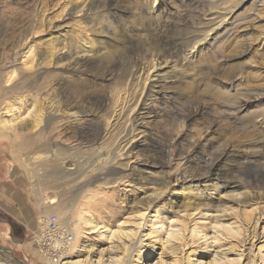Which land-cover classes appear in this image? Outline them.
<instances>
[{
  "label": "rangeland",
  "instance_id": "obj_1",
  "mask_svg": "<svg viewBox=\"0 0 264 264\" xmlns=\"http://www.w3.org/2000/svg\"><path fill=\"white\" fill-rule=\"evenodd\" d=\"M263 94L264 0H0V165L63 261L122 264L145 211L139 264H264ZM33 232L0 215V262L53 264Z\"/></svg>",
  "mask_w": 264,
  "mask_h": 264
},
{
  "label": "bare ground",
  "instance_id": "obj_2",
  "mask_svg": "<svg viewBox=\"0 0 264 264\" xmlns=\"http://www.w3.org/2000/svg\"><path fill=\"white\" fill-rule=\"evenodd\" d=\"M223 22V18H220V19H217L216 21L213 22V24L215 25V27L217 28L218 26L221 25V23ZM165 41V40H164ZM195 47V46H194ZM163 49L168 52L169 54H172L175 52L174 50V47L172 46L171 42L167 41L166 43L163 44ZM177 49V48H176ZM160 63L155 65V72H157L155 75H152V79L155 78V76L157 77H160L162 75V68L163 67H160ZM153 68V67H152ZM159 68V69H158ZM261 97H264V94L263 96ZM255 98V97H254ZM191 113V112H190ZM188 119L192 118V115L191 114H187L186 116ZM138 143L141 141L139 140V138L137 137V139H133L131 140L129 143V148L133 147L135 145V143ZM143 164V163H142ZM216 165V160H214L213 162H211L208 166L204 167L205 169V172L207 173H210V171H212V169H214ZM131 168V167H130ZM239 173L242 174V175H247V174H251V173H258L260 175V177H263L264 178V155L262 156V158L260 160H257V161H246V162H241V164L239 165ZM233 182V181H232ZM237 184V183H236ZM231 186V185H230ZM140 201V200H139ZM143 203V202H142ZM141 207V206H140ZM143 209V208H141ZM145 209V208H144ZM147 209V207H146ZM150 209V208H149ZM149 212L145 213V211H140L137 213V219L133 220L132 223L134 225V231L132 232H127L125 231L124 234L125 236H129L130 239H132L130 243H128L125 246L122 247L123 250H125L127 253H128V258H126L125 260H123L122 258V264H133L134 262L135 263H138L139 264V259L142 257V255L140 254H137V252H135L136 250V247L138 245V248H140L142 246L143 248V242H144V238L146 237L145 234L143 233V230L145 228H147L148 226H151L152 225L154 226L153 227V232H155L157 234L160 233V230L158 229V227L160 228V226H157V222H160L157 220V215L154 214V215H149L148 214ZM152 214V213H151ZM42 220V217L40 218V222ZM91 223V226H92V230L94 231H99L101 233H103L104 237L106 236L107 239H112L116 234L117 231L121 232V227L125 224L126 225V222L124 221H118L116 223V226L115 228H110V227H107L105 225H102V224H99V223H96V222H90ZM130 223V224H132ZM148 223L150 225H148ZM132 225V226H133ZM129 226V225H128ZM65 228V227H64ZM133 228V227H132ZM66 229V228H65ZM132 230V229H131ZM123 231V230H122ZM137 234L136 238H135V235ZM152 234V233H151ZM122 235V234H121ZM124 236V237H125ZM145 236V237H144ZM157 236V235H156ZM161 236V235H160ZM182 236V235H181ZM183 238V237H182ZM135 239V240H134ZM161 240V239H160ZM181 240V238H180ZM147 244V243H146ZM125 245V244H124ZM150 249H144L143 253L146 255V256H149L151 254L152 251H149ZM173 251V250H172ZM130 252V253H129ZM134 253V254H133ZM131 255H134L137 257V259H131ZM126 256V255H125ZM123 257V256H122ZM150 257V256H149ZM118 259V258H117ZM65 261L61 260L64 263H69V264H100L102 262V258L100 256H96L95 258H91L90 256H84V257H76V258H65L64 259ZM178 261V260H177ZM61 262V263H62ZM116 261V259L114 260H110V264H114ZM211 262V261H210ZM210 262H208L207 264H209ZM134 263V264H135ZM141 263V262H140ZM216 264H219L217 262H215ZM0 264H4V263H1ZM102 264V263H101ZM159 264V263H158ZM160 264H162V262H160Z\"/></svg>",
  "mask_w": 264,
  "mask_h": 264
},
{
  "label": "crops",
  "instance_id": "obj_3",
  "mask_svg": "<svg viewBox=\"0 0 264 264\" xmlns=\"http://www.w3.org/2000/svg\"><path fill=\"white\" fill-rule=\"evenodd\" d=\"M15 175V172L3 171L0 165V215L13 223V226H9L13 234L20 237L25 231L31 233L37 227L26 195L9 181Z\"/></svg>",
  "mask_w": 264,
  "mask_h": 264
},
{
  "label": "built area",
  "instance_id": "obj_4",
  "mask_svg": "<svg viewBox=\"0 0 264 264\" xmlns=\"http://www.w3.org/2000/svg\"><path fill=\"white\" fill-rule=\"evenodd\" d=\"M32 236L42 258L53 264H63L60 256L69 249L72 234L63 227L56 214L43 216Z\"/></svg>",
  "mask_w": 264,
  "mask_h": 264
},
{
  "label": "water",
  "instance_id": "obj_5",
  "mask_svg": "<svg viewBox=\"0 0 264 264\" xmlns=\"http://www.w3.org/2000/svg\"><path fill=\"white\" fill-rule=\"evenodd\" d=\"M9 224H11V226H13V223L11 221H9Z\"/></svg>",
  "mask_w": 264,
  "mask_h": 264
}]
</instances>
